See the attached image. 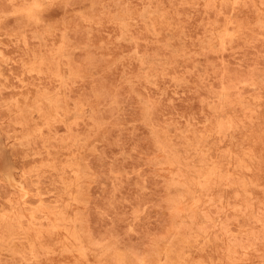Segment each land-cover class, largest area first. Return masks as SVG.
Wrapping results in <instances>:
<instances>
[{
  "label": "rangeland",
  "instance_id": "1",
  "mask_svg": "<svg viewBox=\"0 0 264 264\" xmlns=\"http://www.w3.org/2000/svg\"><path fill=\"white\" fill-rule=\"evenodd\" d=\"M262 28L264 0H0V264H264Z\"/></svg>",
  "mask_w": 264,
  "mask_h": 264
},
{
  "label": "bare ground",
  "instance_id": "2",
  "mask_svg": "<svg viewBox=\"0 0 264 264\" xmlns=\"http://www.w3.org/2000/svg\"><path fill=\"white\" fill-rule=\"evenodd\" d=\"M212 1H213V0H212ZM221 1H222V0H221ZM224 1H225V0H224ZM226 1H227V0H226ZM208 2H209V1H208ZM220 3H223V2H220ZM228 3H229V2H228ZM235 3H236V2H235ZM249 3H250V2H249ZM233 4H234V2H233ZM239 4H240V3H239ZM259 4H260V3H259ZM221 5H222V4H221ZM231 5H232V4H231ZM251 5H252V4H251ZM206 6H208V4H207ZM210 6H211V5H210ZM235 7H236V6H235ZM248 7H249V6H248ZM248 7H247V8H248ZM244 8H246V7H244ZM254 8H255V7H254ZM249 9H250V8H248V10H249ZM255 9H257V8H255ZM257 10H258V9H257ZM226 11H227V10H226ZM250 11H251V10H250ZM255 11H256V10H255ZM255 11H254V13H255ZM250 13H251V12H250ZM167 14H168V13H167ZM154 15H155V14H154ZM154 15H153V16H154ZM153 16H152V17H153ZM157 17H158V16H157ZM222 17H223V16H222ZM229 17H230V16H229ZM240 18H241V17H240ZM243 18H244V17H243ZM151 19H152V18H151ZM161 19H162V18H161ZM246 19H247V17H246ZM152 21H153V19H152ZM164 21H165V19H164ZM223 21H224V20H223ZM232 21H234V20H232ZM153 22H155V21H153ZM260 22H261V21H260ZM166 23H167V22H166ZM163 24H164V23H163ZM203 25H204V24H203ZM210 25H211V24H210ZM228 25H229V24H228ZM162 26H163V25H162ZM220 27H222V26H220ZM252 27H254V26H252ZM211 28H212V27H211ZM159 29H160V28H159ZM162 29H164V27H163ZM166 29H167V28H166ZM209 29H210V28H209ZM228 29H229V28H228ZM254 29H255V28H254ZM254 29H253V30H254ZM262 29H263V28H262ZM259 30H261V29L259 28ZM263 30H264V29H263ZM171 31H172V30H171ZM243 31H244V30H243ZM250 31H252V30H250ZM204 32H205V30H204ZM244 32H245V31H244ZM231 34H232V33H231ZM165 35H166V34H165ZM171 35H172V34H171ZM224 35H225V34H224ZM241 35H242V34H241ZM210 36H211V35H210ZM172 37H173V36H172ZM211 37H212V36H211ZM164 39H165V38H164ZM170 39H171V38H170ZM220 39H221V38H220ZM229 39H230V38H229ZM213 40H214V39H213ZM208 41H209V40H208ZM169 42H170V41H169ZM222 42H223V41H222ZM153 60H154V59H153ZM158 61H159V60H158ZM258 72H259V71H258ZM260 74H261V73H260ZM260 74H259V75H260ZM249 77H250V76H249ZM253 77H254V76L252 75V78H251L252 80L254 79ZM262 77H263V75H262ZM247 79L250 80V78H247ZM262 79H263V78H262ZM250 82H251V81H250ZM252 83H254V81H252ZM253 85H254V84H253ZM258 87H259V86H257V88H258ZM258 89H259V88H258ZM258 89H257V90H258ZM257 90H256V92H257ZM217 92H219V91H217ZM258 92H259V91H258ZM258 95H259V93L257 94V96H258ZM241 96H242V95H240V97H241ZM253 96H256V94H255V95L253 94L251 97H253ZM223 97H224V95H223ZM235 97H236V96H235ZM228 98H230V97H228ZM256 98H257V97H256ZM247 99H248V98H247ZM254 99H255V98H254ZM216 100H217V99H216ZM220 100H221V99H220ZM252 100H253V99H252ZM54 101H55V99H54ZM215 102H216V101H215ZM256 102H257V101H256ZM228 103H229V100H228ZM231 103H232V102H231ZM56 104H57V103H56ZM215 104H216V103H215ZM217 104H218V103H217ZM217 104H216V106H217ZM257 105H258V104H257ZM221 106H222V105H221ZM219 107H220V105H219ZM219 107H218L217 110H219ZM235 107H237V106H235ZM255 108H257V106H256ZM221 109H222V108H221ZM236 109H238V108H236ZM247 109H248V108H247ZM243 110H244V109H243ZM245 110H246V109H245ZM251 111H252V110H251ZM220 112H221V111H220ZM214 113H215V112H214ZM254 114H255V113H254ZM228 115H229V114H228ZM250 115H251V114H250ZM236 117H237V116H235V118H236ZM255 117H256V116H255ZM231 119H232V118H231ZM239 119H240V117H239ZM253 119L256 120L257 117H256V118H253ZM222 120H223V119H222ZM208 122H209V121H208ZM219 122H220V121H219ZM241 122H242V121H241ZM241 122H240V123H241ZM243 123H244V122H243ZM251 123H252V122H251ZM206 124H207V123H206ZM224 124H225V123H224ZM224 124H223V125H224ZM226 124H228V122H227ZM231 124H232V123H231ZM234 125H235V124H234ZM207 126H208V125H207ZM237 126H238V125H237ZM227 127H228V125H227ZM234 127H235V126H234ZM202 128H204V127H202ZM207 128H208V127H207ZM209 128H210V126H209ZM230 128H231V127H230ZM235 128H236V127H235ZM262 129H263V128H262ZM192 130H193V129H192ZM192 130H190V131L192 132ZM205 130H206V129H205ZM211 130H212V129H211ZM203 131H204V129H203ZM220 131H221V130H220ZM223 131H224V129H223ZM204 132H205V131H204ZM221 132H222V131H221ZM224 133H225V132H224ZM202 134H203V133H202ZM204 134H206V132H205ZM204 134H203V138H205V137H204ZM189 135H191V134L188 133V136H189ZM200 135H201V134H200ZM208 135L210 136L211 134H208ZM208 135H207V136H208ZM225 135H226V134H225ZM185 136H187V135H185ZM190 137H191V136H190ZM225 137H226V136H225ZM243 137H244V136H243ZM194 138H195V137H194ZM206 138H207V137H206ZM181 139H182V137H181ZM183 139H185V138L183 137ZM239 139H240V138H239ZM185 140H186V139H185ZM199 140H200V139H199ZM237 140H238V139H237ZM197 141H198V139H197ZM211 141H212V140H211ZM211 141H210V142H211ZM222 141H223V140H222ZM184 142L186 143V141H183V143H184ZM192 142H193V141H192ZM203 142H204V141H203ZM205 142H206V141H205ZM215 142H216V141H215ZM252 142H253V141H252ZM168 143H169V142H168ZM168 143H167V144H168ZM179 144H182V143H179ZM179 144H178V145H179ZM169 145H170V143H169ZM169 145H168V146H169ZM183 145H184V144H183ZM186 145H187V144H186ZM200 145H201V144H200ZM211 145H212V144H211ZM213 145H214V144H213ZM174 146H176V145H174ZM193 146H194V144H193ZM211 147H212V146H211ZM190 148H191V147H190ZM194 148H195V146H194ZM194 148H193V149H194ZM198 148H199V147H198ZM212 148H213V147H212ZM226 148H228V147H226ZM168 149H169V148H168ZM172 149H173V148H172ZM184 149H186V148H184ZM209 149H210V146H209ZM173 150H174V149H173ZM175 150H176V149H175ZM195 150H196V149H195ZM197 150H198V149H197ZM200 150H201V147H200ZM225 150H226V149H225ZM169 151H170V150H169ZM190 151H193V150L191 149ZM190 151H189V152H190ZM208 151H209V150H208ZM208 151H206V152H208ZM248 151H249V150H248ZM173 152H174V151H173ZM175 152H176V151H175ZM187 152H188V151H187ZM193 152H194V151H193ZM170 153H171V152H170ZM170 153H169V154H170ZM243 153H244V152H243ZM185 154H186V151H185ZM189 154H190V153H189ZM246 155H248V154L245 153V156H246ZM186 156H188V155H186ZM202 156H204V155L202 154ZM206 156H207V155H206ZM206 156H205V157H206ZM168 157H169V156H168ZM183 157H184V156H183ZM183 157H181V158H183ZM188 157H189V156H188ZM192 157H194V156H192ZM208 157H209V156H208ZM172 158H174V157L172 156ZM184 158H185V157H184ZM186 158H187V157H186ZM186 158H185V159H186ZM206 158H207V157H206ZM240 158H241V157H240ZM191 159H192V158H191ZM209 159H210V158H209ZM255 159H256V158H255ZM172 160H173V159H172ZM205 160H207V159H205ZM241 160H242V159H241ZM168 161H169V160H168ZM173 161H176V160L174 159ZM178 161H179V160H178ZM210 161H211V160H210ZM180 162H181V161H180ZM193 162H194V161H193ZM202 162H203V161H202ZM210 163H211V162H210ZM221 163H222V162H221ZM239 163H240V162H239ZM241 163H242V162H241ZM243 163H244V162H243ZM54 166H55V165H54ZM168 166H169V165H168ZM240 166H241V165H240ZM50 167H51V166H50ZM202 167H203V166H202ZM234 167H235V165H234ZM177 168H178V167H177ZM181 168H182V167H181ZM190 168H191V166H190ZM192 168H193V167H192ZM205 168H206V167H205ZM205 168H204V169H205ZM207 168H208V167H207ZM207 168H206V169H207ZM239 168H240V167H239ZM213 169H215V168H213ZM220 169H221V168H220ZM189 170H190V169H189ZM247 170L249 171L250 168H248ZM193 171H195V170H193ZM196 171H197V169H196ZM196 171H195V172H196ZM198 171H199V170H198ZM190 172H191V171H190ZM171 174H172V173H171ZM178 174H179V171H178ZM178 174H177V175H178ZM195 174H196V173H195ZM225 174H226V173H224V175H225ZM179 175H180V177L183 176V175H181V174H179ZM179 175H178V176H179ZM197 175H199V174H197ZM217 175H218V174H217ZM10 176H11V175H9V177H10ZM218 176H219V175H218ZM17 177H18V176H17ZM176 178H177V177H176ZM176 178H175V179H176ZM199 178H200V177H199ZM170 179H171V178H170ZM170 179H169V182H170ZM173 179H174V178H173ZM6 180H7V179H6ZM200 180H202V179H200ZM225 180H227V179H225ZM244 180H246V179H244ZM10 181H12V180H10ZM16 181H17V180H16ZM165 181H166V179H165ZM176 181H177V180H176ZM185 181H186V180H185ZM207 181H208V180H207ZM213 181H214V180H213ZM231 181H232V180H231ZM18 182H19V181H18ZM171 182H172V181H171ZM202 182H203V181H202ZM228 182H229V181H228ZM249 182H250V180H249ZM173 183H174V182H173ZM175 183H176V182H175ZM239 183H240V181H239ZM254 183H255V182H254ZM19 184H20V183H19ZM199 184H200V182H199ZM204 184H205V183H204ZM232 184H233V182H232ZM243 184H244V183H243ZM25 185H26V183H25ZM172 185H173V184H172ZM202 185H203V184H202ZM202 185L200 184V186H202ZM212 185H213V184H212ZM225 185H226V184H225ZM247 185H248V184H247ZM252 185H255V184L252 183ZM182 187H184V186H181L180 188L182 189ZM227 187H228V186H227ZM243 187H244V186H243ZM257 187H258V186H257ZM20 188H21V185H20ZM174 188H175V187H174ZM178 188H179V187H178ZM259 188H261V186L258 187V189H259ZM23 189H24V188H23ZM27 189H28V188H27ZM188 189H189V188H188ZM24 190H25V189H24ZM178 190L180 191V189H178ZM182 190H183V189H182ZM182 190H181V191H182ZM190 190H191V189H190ZM233 190H234V189H233ZM187 191H188V190H187ZM36 192H37V191H36ZM176 192H177V190L175 189V193H176ZM244 192H245V191H244ZM173 193H174V192H173ZM178 193H179V192H178ZM195 193H196V192H195ZM208 193H209V192H208ZM245 193H246V192H245ZM250 193H251V192H250ZM250 193H249V194H250ZM23 194H24V193H23ZM32 194H33V192H32ZM181 194H182V193H181ZM181 194H180V195H181ZM189 194H190V193H189ZM191 194H192V193H191ZM206 194H207V193H206ZM218 194H219V193H218ZM235 194H236V193H235ZM238 194H239V193H238ZM238 194H237V195H238ZM24 195H25V194H24ZM174 195H175V194H174ZM177 196H179V195H177ZM209 196H210V195H209ZM218 196H219V195H218ZM4 197H5V196H4ZM27 198H28V197H26V199H27ZM181 198H182V197H181ZM209 198H210V197H209ZM26 199H25V201H26ZM227 199H228V198H227ZM3 200H4V198H3ZM28 200H29V198H28ZM30 200H31V199H30ZM57 200H58V199H57ZM171 200H172V199H171ZM16 201H17V200H16ZM41 201H42V200H41ZM51 201H52V200H51ZM58 201H59V200H58ZM185 201H186V200H185ZM198 201H199V200H198ZM11 202H12V201H11ZM27 202H29V201H27ZM31 202L33 203L32 200H31ZM43 202H45V201H43ZM46 202H48V201H46ZM55 202H56V201H55ZM66 202H67V201H66ZM217 202H218V201H217ZM29 203H30V202H29ZM35 203H36V200H35ZM56 203H57V202H56ZM2 204H3V202H2ZM6 204H8V203H6ZM17 204H18V202H17ZM194 204H195V203H194ZM218 204H219V203H218ZM251 204H252V203H251ZM8 205H9V204H8ZM173 205L175 206V204H173ZM182 205H183V204H182ZM2 206H3V205H2ZM201 206H202V205H201ZM209 206H212V205H209ZM8 207H9V206H8ZM24 207H25V206H24ZM28 207H29V206H28ZM54 207H55V206H54ZM220 207H221V206H220ZM18 208H19V207H18ZM52 208H53V207H52ZM240 208H241V207H239V209H240ZM242 208H243V207H242ZM8 209H9V208H8ZM29 209H30V207H29ZM233 209H234V208H233ZM4 210H5V209H4ZM6 210H7V209H6ZM60 210H61V208H60ZM234 210H235V209H234ZM234 210H232V211H234ZM240 210H242V209H240ZM243 210H244V208H243ZM245 210H246V209H245ZM8 211H9V210H8ZM201 211H202V210H201ZM59 212H60V211H59ZM179 212H180V211H179ZM193 212H194V211H193ZM177 213H178V212H177ZM190 213H192V212H190ZM260 213L262 214L263 211L260 212ZM4 214H5V213H4ZM227 214H228V213H227ZM19 215H20V214H19ZM189 215H190V214H189ZM258 215H259V213L257 214V216H258ZM2 216H3V215H2ZM246 216H247V215H246ZM194 217H195V216H194ZM204 217H206L205 214H204ZM0 218H1V217H0ZM6 218H7V217H6ZM12 218H13V217H12ZM38 218H39V217H38ZM45 218H46V217H45ZM231 218H232V217H231ZM7 219H9V218H7ZM7 219H6V222H7ZM15 219H16V218H15ZM35 219H36V218H35ZM39 219H40V218H39ZM42 219H43V218H42ZM180 219H181V218H180ZM227 219H228V218H227ZM237 219H238V218H237ZM11 220H12V219H11ZM13 220H14V219H13ZM20 220H24V219H20ZM239 220H240V219H239ZM239 220H238V222H239ZM251 220H252V219H251ZM31 221H32V218H31ZM37 221H38V220H37ZM46 221H48V220H46ZM49 221H50V220H49ZM216 221H217V220H216ZM240 221H241V220H240ZM21 222H22V221H21ZM24 222H27V221L25 220ZM35 222H36V220H35ZM43 222H44V220H43ZM43 222H42V224H43ZM252 222H253V221H252ZM7 223H9V222H7ZM14 223H16V222H14ZM17 223H18V221H17ZM39 223H40V221H39ZM47 223H48V222H46V224H47ZM55 223H56V222H55ZM190 223H192V222H190ZM204 223H205V222H204ZM204 223H203V225H204ZM211 223H212V222H211ZM225 223H226V222H225ZM225 223H224V224H225ZM239 223H240V222H239ZM253 223H255V222H253ZM262 223L264 224V222H262ZM262 223H261V225L264 226ZM5 224H6V223H5ZM5 224H4V225H5ZM35 224H36V223H35ZM37 224H38V223H37ZM44 224H45V223H44ZM48 224H50V222H49ZM208 224H209V223H208ZM39 225H40V224H39ZM222 225H223V224H222ZM231 225H232V224H231ZM12 226H13V224H12ZM14 226H15V225H14ZM49 226H50V225H49ZM205 226H206V225H205ZM223 226H224V225H223ZM262 226H261V227H262ZM5 227H6V226H5ZM7 227H8V226H7ZM41 227H42V226H41ZM177 227H178V226H177ZM202 227H204V226H202ZM16 228H17V226H16ZM20 228H22V227H20ZM238 228H239V226H238ZM0 229H1V228H0ZM10 229H11V228H10ZM14 229H15V228L13 227V230H14ZM18 229H19V228L15 229V230H17V232H18ZM40 229H41V228H40ZM48 229H49V228H48ZM224 229H225V228H224ZM234 229H235V228H234ZM239 229H240V228H239ZM49 230H50V229H49ZM246 230H247V229H246ZM258 230H259V229L257 228V230L254 231L253 234H255ZM263 230H264V228H263ZM3 231L5 232V230H3ZM50 231H51V230H50ZM227 231H228V229H227ZM250 231H251V228H250ZM4 232H3V233H4ZM11 232H12V229H11ZM13 232H14V231H13ZM20 232H21V231H20ZM184 232H185V231H184ZM237 232H238V231H237ZM245 232H246V231H245ZM21 233H22V232H21ZM23 233H24V232H23ZM234 233H236V231H235ZM234 233H233V234H234ZM242 233H243V232H242ZM258 233H259V232H257V234H258ZM261 233H263V231H262ZM9 234H11V233H9ZM15 234H16V233H15ZM179 234H180V233H179ZM215 234H216V233H215ZM238 234H239V233H238ZM244 234H245V233H243V234L240 233V235H242V236H244ZM2 235H4V234H2ZM7 235H8V234L6 233V236H7ZM24 235H25V234H24ZM191 235H192V234H191ZM219 235H220V234H219ZM249 235H250V234H249ZM249 235H246V236H249ZM251 235H252V234H251ZM251 235H250V236H251ZM260 235H261V234H260ZM4 236H5V235H4ZM207 236H208V234H207ZM214 236H215V235H214ZM246 236H245V237H246ZM256 236H257V235H256ZM180 237H182V236H180ZM201 237H202V236H201ZM234 237H235V236H234ZM234 237L232 236L231 238H234ZM251 237H252V236H251ZM2 238H5V237H2ZM183 238H184V237H183ZM235 238H236V237H235ZM247 238H250V237H247ZM247 238H246V239H247ZM22 239H23V238H22ZM220 239H223V238H220ZM226 239H227V238H226ZM228 239H229V238H228ZM236 239H237V238H236ZM243 239H244V238H243ZM246 239H245V242H246ZM254 239L257 240V237L255 238V236H254L253 239H251V240H253V241H252L253 243H254V241H255ZM5 240H6V239H3V241H5ZM14 240H15V239H14ZM23 240H25V239H23ZM173 240H174V239H173ZM175 240H176V239H175ZM180 240H181V239H180ZM192 240H193V239H192ZM207 240H208V239H207ZM231 240H232V239H231ZM237 240H238V239H237ZM247 240H248V239H247ZM181 241H182V240H181ZM208 241H209V240H208ZM228 241L231 243L230 240H228ZM232 241H234V239H233ZM257 241H258V240H257ZM12 242L15 243V241H12ZM26 242H27V241H26ZM33 242H34V241H33ZM163 242H164V241H163ZM176 242H177V241H176ZM206 242H207V241H206ZM235 242H237V241H235ZM247 242L250 244L249 240H248ZM247 242H246V243H247ZM29 243H30V242H29ZM177 243H178V242H177ZM199 243H200V242H199ZM222 243H223V242H222ZM232 243H233V242H232ZM211 244H212V243H211ZM241 244L243 245V243H241ZM8 245H9V244H8ZM33 245H34V244H33ZM163 245H164V244H163ZM221 245H223V244H221ZM242 245H241V246H242ZM244 245H245V244H244ZM14 246H15V245H14ZM25 246L27 247V245H25ZM166 246H167V245H166ZM199 246H200V245H199ZM241 246H240V247H241ZM253 246H254V245H253ZM12 247H13V246H12ZM23 247H24V246H23ZM169 247H170V246H169ZM174 247H175V246H174ZM1 248H2V247H1ZM77 248H79V247H77ZM163 248H164V247H163ZM242 248H243V247H242ZM5 249H7V248L5 247ZM40 249H41V248H40ZM42 249H43V251H44V248H42ZM47 249H49V248H47ZM66 249L69 251L68 248H65V250H66ZM85 249H87V248H85ZM219 249H220V248H219ZM223 249H224V248H223ZM13 250H14V249H13ZM15 250H16V249H15ZM22 250L24 251V249H22ZM28 250H30V249L27 248V251H28ZM62 250H63V249H62ZM72 250H73V249H72ZM87 250H88V249H87ZM163 250H164V249H163ZM174 250H175V249H174ZM227 250H228V249H227ZM48 251H49V250H48ZM60 251H61V250H60ZM75 251H76V250H75ZM24 252H25V251H24ZM53 252H54V251H53ZM61 252H62V251H61ZM164 252H165V251H164ZM228 252H229V251H228ZM44 253H46V251H44ZM161 253H162V252H161ZM167 253H168V252H167ZM25 254H26V255H25ZM25 254H24V255L27 256V253H25ZM46 254H47V253H46ZM46 254H44V255H46ZM171 254H173V253H171ZM244 254H245V253H244ZM37 255H39V254H37ZM155 255H156V254H155ZM167 255H168V254H167ZM175 255H176V253H175ZM242 255H243V254H242ZM29 256H31V255H29ZM29 256H27V257H29ZM35 257H36V256H35ZM37 257H38V256H37ZM37 257H36V258H37ZM180 258H181V257H180ZM19 259H21L20 256H19ZM22 259H23V257H22ZM29 259L31 260L30 257H29ZM163 259H164V258H163ZM166 259H167V256H166ZM230 259H232V258H230ZM234 259H235V258H234ZM168 260H169V259H168ZM178 260H179V259H178ZM197 260H198V259H197ZM20 261H22V260H20ZM28 261H29V260H28ZM52 261H53V260H52ZM153 261H154V260H153ZM156 261H157V260H156ZM209 261H210V260H209ZM161 262H162V261H161ZM167 262H168V261H167ZM194 262H195V261H194ZM94 263H95V262H94ZM154 263H155V262H154ZM164 263H166V262H164ZM15 264H17V263H15ZM54 264H55V263H54ZM167 264H168V263H167ZM171 264H172V263H171Z\"/></svg>",
  "mask_w": 264,
  "mask_h": 264
}]
</instances>
